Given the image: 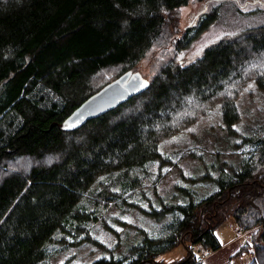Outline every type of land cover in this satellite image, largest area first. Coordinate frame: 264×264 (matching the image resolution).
Listing matches in <instances>:
<instances>
[{
  "label": "trees",
  "instance_id": "obj_1",
  "mask_svg": "<svg viewBox=\"0 0 264 264\" xmlns=\"http://www.w3.org/2000/svg\"><path fill=\"white\" fill-rule=\"evenodd\" d=\"M188 1L0 0V264L45 262L54 242L87 239L109 204L123 202L153 228H137L122 249L89 264H166L157 256L185 241V256L172 264H200L190 249H219L214 231L227 219L240 231L255 227L245 264H264V124L239 134L248 147L233 163L219 153L235 144L231 98L248 79L264 88V0H197L198 24L181 31L176 50L227 15L242 25L188 64H160L146 90L117 107L77 128L61 126L107 83L95 88L91 76L125 67L116 78L162 45L171 12ZM214 99L227 141L215 147L219 155L204 158L205 174L189 175L188 185L155 193L160 173L149 166L160 139ZM19 158L29 166L8 169ZM132 195L137 201H125Z\"/></svg>",
  "mask_w": 264,
  "mask_h": 264
},
{
  "label": "rangeland",
  "instance_id": "obj_2",
  "mask_svg": "<svg viewBox=\"0 0 264 264\" xmlns=\"http://www.w3.org/2000/svg\"><path fill=\"white\" fill-rule=\"evenodd\" d=\"M203 6V1L190 0L186 5L172 11L170 22L173 24V28L169 36L163 40L162 45L151 46L129 70L138 72L147 81L151 80L160 64L169 61L188 64L196 59L205 47L232 34L235 28L241 24L240 20L227 15V17L225 16L227 20L222 18L220 23L208 24L192 38L186 48L176 50L175 39L179 38L184 28L198 24ZM124 68L120 65L102 69L91 76L90 82L93 87L97 88L114 79L115 75L122 72ZM250 85L251 87H249ZM44 93L40 94L45 95ZM231 99L238 117L228 132L233 134L229 136V139L233 137L235 144L230 148L226 144L225 148L219 150V153L226 161L233 163L234 152L241 154L248 147L239 141L240 135L250 132L252 129H259L264 124V88H259L252 79H248ZM208 102L195 110V116L190 121L180 124L173 133L160 139L157 148L159 159L149 166L151 174L157 171L160 173L155 193L169 194L177 183L180 186L188 185L190 183L187 178L189 175H204V158L207 161L210 153L217 152L215 147H224L227 142L220 121L221 102L216 99ZM180 115L179 113L178 116ZM29 163V159L21 160L19 158L10 163L11 168L8 169L11 171L22 170L28 167ZM147 183L146 181L145 184ZM150 185L145 186V192L149 195L148 199L152 198ZM196 187L201 188V183ZM128 200L134 203L137 201L136 195L125 198V201ZM148 218V216L140 214L138 208L127 205L126 202L120 204V208L109 204L105 218L92 227L87 239L82 237L79 242L72 245H65L69 242L68 237L63 242H54L51 247L56 249V253L41 264H89L100 257L106 259L110 251L122 249L128 241L127 237L133 238L137 235L139 232L137 228L142 227L146 230L153 228L154 225ZM236 229L237 227L231 219L220 224L214 233L221 246L217 250L208 251L207 254L206 251L204 254L201 252L203 258L199 263L245 264L248 262L252 258L249 249L250 235L255 227L242 230L239 235L236 233ZM185 242L184 244H186ZM184 244L179 243L158 255L156 259L162 260L166 264L180 261L186 254Z\"/></svg>",
  "mask_w": 264,
  "mask_h": 264
},
{
  "label": "water",
  "instance_id": "obj_3",
  "mask_svg": "<svg viewBox=\"0 0 264 264\" xmlns=\"http://www.w3.org/2000/svg\"><path fill=\"white\" fill-rule=\"evenodd\" d=\"M148 81L138 72L125 71L100 87L97 92L82 101L62 122V128L71 130L85 121L98 117L117 107L130 97L146 90ZM71 125V126H69Z\"/></svg>",
  "mask_w": 264,
  "mask_h": 264
},
{
  "label": "built area",
  "instance_id": "obj_4",
  "mask_svg": "<svg viewBox=\"0 0 264 264\" xmlns=\"http://www.w3.org/2000/svg\"><path fill=\"white\" fill-rule=\"evenodd\" d=\"M236 233L239 235L242 232L239 229H236ZM190 250L192 251V254L194 255L196 262H200V260L203 258L202 255L204 254L205 251H206L205 252L206 254L208 253V251H210V250L203 251V250L198 249L197 247H192ZM201 252H203V254Z\"/></svg>",
  "mask_w": 264,
  "mask_h": 264
},
{
  "label": "crops",
  "instance_id": "obj_5",
  "mask_svg": "<svg viewBox=\"0 0 264 264\" xmlns=\"http://www.w3.org/2000/svg\"><path fill=\"white\" fill-rule=\"evenodd\" d=\"M215 236H216V235H215ZM219 245H220V243H219ZM220 246H221V245H220ZM220 246H219V247H220Z\"/></svg>",
  "mask_w": 264,
  "mask_h": 264
},
{
  "label": "snow or ice",
  "instance_id": "obj_6",
  "mask_svg": "<svg viewBox=\"0 0 264 264\" xmlns=\"http://www.w3.org/2000/svg\"><path fill=\"white\" fill-rule=\"evenodd\" d=\"M249 87H251V85ZM69 126H71V125H69Z\"/></svg>",
  "mask_w": 264,
  "mask_h": 264
}]
</instances>
